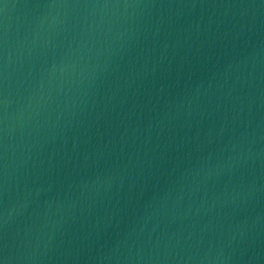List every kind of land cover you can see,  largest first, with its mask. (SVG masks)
I'll return each instance as SVG.
<instances>
[{"label":"water","instance_id":"obj_1","mask_svg":"<svg viewBox=\"0 0 264 264\" xmlns=\"http://www.w3.org/2000/svg\"><path fill=\"white\" fill-rule=\"evenodd\" d=\"M0 264H264V0H0Z\"/></svg>","mask_w":264,"mask_h":264}]
</instances>
